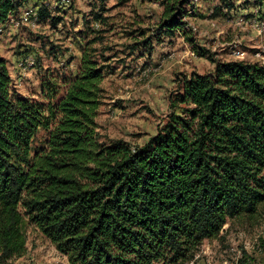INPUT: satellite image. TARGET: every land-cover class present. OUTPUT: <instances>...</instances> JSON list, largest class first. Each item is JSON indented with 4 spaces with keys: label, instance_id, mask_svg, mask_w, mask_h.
Wrapping results in <instances>:
<instances>
[{
    "label": "trees",
    "instance_id": "obj_1",
    "mask_svg": "<svg viewBox=\"0 0 264 264\" xmlns=\"http://www.w3.org/2000/svg\"><path fill=\"white\" fill-rule=\"evenodd\" d=\"M26 1L0 0V24ZM158 1L161 41L183 31L192 0ZM49 8L39 18L55 26ZM136 48L154 51L150 39ZM95 51L86 45L61 98L48 75L40 100L13 96L0 57V264L26 254L29 226L70 264H181L264 205V64L219 62L185 76L173 104L182 113L134 149L97 132L105 68ZM40 129L48 139L32 157Z\"/></svg>",
    "mask_w": 264,
    "mask_h": 264
},
{
    "label": "rangeland",
    "instance_id": "obj_2",
    "mask_svg": "<svg viewBox=\"0 0 264 264\" xmlns=\"http://www.w3.org/2000/svg\"><path fill=\"white\" fill-rule=\"evenodd\" d=\"M41 7H50L51 16L61 21L54 26L52 19L40 17L39 24L17 27L11 13L0 24V57L7 60L12 94L40 100L42 83L48 75H57L61 98L68 87L64 82L77 75L90 44L105 68L96 118L104 142L145 146L172 114L182 113L184 105L173 104L183 78L193 72L213 73L219 62L264 64V0H192L185 9L183 31L161 41L157 37L164 8L158 0H27L13 15L39 17ZM149 39L154 51L143 56L134 45ZM26 59L34 65L27 66ZM47 139L48 132L40 129L32 157ZM5 264L70 263L29 226L26 254ZM181 264H264V205L256 215L229 220L192 260Z\"/></svg>",
    "mask_w": 264,
    "mask_h": 264
},
{
    "label": "built area",
    "instance_id": "obj_3",
    "mask_svg": "<svg viewBox=\"0 0 264 264\" xmlns=\"http://www.w3.org/2000/svg\"><path fill=\"white\" fill-rule=\"evenodd\" d=\"M60 1H69L70 0H60ZM29 17H32V25H35L34 24V16H29ZM12 23H14L17 27L19 26H25V20H18V15H12V20H11ZM26 64H34V63H30V60L28 61L27 59L25 60Z\"/></svg>",
    "mask_w": 264,
    "mask_h": 264
},
{
    "label": "crops",
    "instance_id": "obj_4",
    "mask_svg": "<svg viewBox=\"0 0 264 264\" xmlns=\"http://www.w3.org/2000/svg\"><path fill=\"white\" fill-rule=\"evenodd\" d=\"M35 8H36V7H35ZM47 8H48V7H47ZM23 15H26V16L28 17V19H29V20H27V19L25 20V24H27V23H28V24H32V21H31V20H32V17H29V16H34V18L37 17L38 20H39V17H38L36 14H31V13H30V14L28 15V14L25 12ZM22 17H23V16H22ZM34 24H39V21H38V23H34Z\"/></svg>",
    "mask_w": 264,
    "mask_h": 264
},
{
    "label": "bare ground",
    "instance_id": "obj_5",
    "mask_svg": "<svg viewBox=\"0 0 264 264\" xmlns=\"http://www.w3.org/2000/svg\"><path fill=\"white\" fill-rule=\"evenodd\" d=\"M27 19V16L26 15H23V17H21L20 19H18V20H26ZM38 18H35V20H34V23H38ZM10 23V22H9ZM30 63H34L33 62V60L30 62ZM27 66H28V64H26ZM34 64H29V66L30 67H32ZM27 66H25L24 68H23V70H26L27 69Z\"/></svg>",
    "mask_w": 264,
    "mask_h": 264
}]
</instances>
